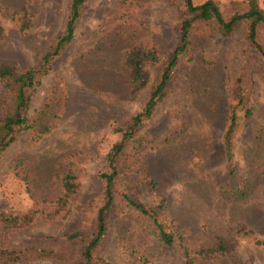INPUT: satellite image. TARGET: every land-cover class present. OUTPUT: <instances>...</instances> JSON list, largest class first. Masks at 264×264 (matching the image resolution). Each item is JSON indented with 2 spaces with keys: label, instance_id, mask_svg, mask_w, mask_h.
Segmentation results:
<instances>
[{
  "label": "rangeland",
  "instance_id": "374dc122",
  "mask_svg": "<svg viewBox=\"0 0 264 264\" xmlns=\"http://www.w3.org/2000/svg\"><path fill=\"white\" fill-rule=\"evenodd\" d=\"M212 1L227 19L246 12L249 0ZM256 3L264 11V0ZM68 14L69 0H0V65L37 68ZM183 15L182 0L85 1L72 42L30 94L29 124L61 100L54 129L40 138L19 131L0 155V250L19 254L8 264H264V57L247 38V21L228 37L214 22L194 25L164 96L116 160L106 230L90 261L82 255L104 203L107 154L172 59ZM256 41L264 48L263 25ZM134 51L144 81L130 77ZM9 106L0 82V118ZM232 110L240 127L228 163L223 135ZM67 175L74 192L66 200ZM3 215L19 220L10 226Z\"/></svg>",
  "mask_w": 264,
  "mask_h": 264
},
{
  "label": "trees",
  "instance_id": "16d2710c",
  "mask_svg": "<svg viewBox=\"0 0 264 264\" xmlns=\"http://www.w3.org/2000/svg\"><path fill=\"white\" fill-rule=\"evenodd\" d=\"M85 1L86 0H69V14L66 20L64 33L57 38L55 44H53L50 50L43 56L42 63L37 68L16 71L11 66L0 65V82L8 93L10 104L9 111L0 118V155L14 141L15 135L19 131L32 130L34 135L40 138L54 129L61 114V100H58L56 103L53 101L51 104L49 102L47 104L49 106L46 105L45 108L41 110L37 118L34 120V123L32 122V124H29L27 108L30 102V94L35 87L41 84V78L48 73L50 61L58 56L60 52L72 42L75 25L80 17ZM182 6L184 15L180 21L178 43L173 51L172 59L162 68L161 75L156 84L152 87L149 98L143 109L132 118L130 127H128L126 131H121V139L111 147L107 154V163L111 172L100 175L104 182V203L97 214L94 235L89 240L82 253L86 262L90 261L92 251L99 245L106 230V214L113 205L112 184L117 173L115 167L116 160L121 156L125 149L126 140L130 139L133 136L134 131L137 130L145 120L150 118L154 109L164 96L165 89L170 80L172 68L176 65L178 56L187 52L189 48L190 34L194 25L197 23L214 22L220 35L222 37H228L241 24V22L247 21L249 23L247 38L257 52L264 57V48L259 46L256 41L258 26H264V11L258 7L256 0L247 1L246 12L241 14L236 13L227 19L223 17L217 4L212 0H208L200 5H194L192 0H182ZM2 36L3 28L0 25V39ZM140 57V53L134 51L130 53L127 60L130 77L134 82L140 80L144 81V79H142V62ZM235 95V98L238 99L242 108L246 109L247 105L245 99L237 90H235ZM64 102L65 100L63 99V103ZM250 116L251 111L246 109L244 118L249 119ZM239 119L240 118L232 110L229 116V125L223 135V142L225 145L224 152L228 163H231L232 161L230 142L232 136L240 127ZM117 131L120 130L118 129ZM63 189L64 199L67 200L74 192V184L70 181L69 175L65 176L63 179ZM125 200L131 207L141 214L152 217L150 211L143 205L133 202L126 197ZM24 217L31 218L32 216L25 215ZM17 220L19 219L16 216L8 217L3 215L2 221L3 223L12 226ZM154 222L162 241L166 244H170L172 241L171 236L166 234L156 221ZM76 237L77 235L73 234L69 238L73 240ZM258 244L264 247V238L259 240ZM18 259L19 254H16L14 251L6 249L0 250V264H8L17 261Z\"/></svg>",
  "mask_w": 264,
  "mask_h": 264
}]
</instances>
